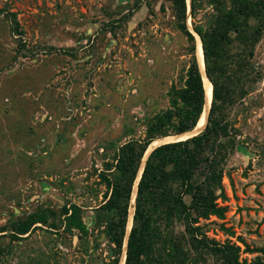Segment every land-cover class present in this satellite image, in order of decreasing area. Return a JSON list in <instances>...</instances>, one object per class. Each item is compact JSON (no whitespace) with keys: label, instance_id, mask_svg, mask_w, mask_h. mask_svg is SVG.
Wrapping results in <instances>:
<instances>
[{"label":"rangeland","instance_id":"374dc122","mask_svg":"<svg viewBox=\"0 0 264 264\" xmlns=\"http://www.w3.org/2000/svg\"><path fill=\"white\" fill-rule=\"evenodd\" d=\"M217 13L202 0L192 17L189 3L185 23L204 30ZM248 21L261 28L248 58L257 74L223 110L238 143L222 165L218 210L186 219L154 209L147 259L220 264L195 237L234 244L238 264H264V12ZM234 27L221 57L228 73L250 50ZM191 45L169 0H0V264H111L107 178L120 146L173 109Z\"/></svg>","mask_w":264,"mask_h":264},{"label":"trees","instance_id":"16d2710c","mask_svg":"<svg viewBox=\"0 0 264 264\" xmlns=\"http://www.w3.org/2000/svg\"><path fill=\"white\" fill-rule=\"evenodd\" d=\"M169 1L172 3L178 27L192 42L193 53L195 37L185 23L187 2ZM201 1L191 0L192 17ZM211 4L218 11L213 24L204 30L194 26L202 43L205 72L212 83V99L206 126L197 135L160 144L149 153L137 184L134 215L128 234L124 264H170L163 257L147 259L151 251L150 236L153 232L150 230V222L154 209L161 208L162 211H168V214L175 212L183 214L186 219L192 218L190 216L192 209L199 211L213 207L214 210H218L214 208L213 200L216 198L215 191L221 188L222 165L228 153L238 143L236 139L238 130L231 121L224 118L223 110L226 105L235 103L239 91L244 94L243 84L254 80L253 74L256 71L253 70L248 58L252 56V47L260 38L261 28L256 27L249 31L247 27L250 25L248 21L250 17H262L264 0H211ZM237 13L243 14L245 18L243 25L242 21H235ZM13 18L15 31L20 33L14 15ZM233 23L240 34L245 33L246 38L249 37L244 43L247 42V46L250 47L248 53L240 57L236 63L232 72L234 75L227 72L221 59L226 32L233 27ZM238 24L241 27H238ZM174 93L173 109L167 110L147 126L144 139L137 142L127 141L120 146L115 164L118 174L111 180L107 178V184L111 186L112 191L100 208L110 215L106 231L115 245V257L111 264H118L132 186L142 155L154 138L170 134L164 131L167 125L173 124L172 133L189 130L196 125L202 112L204 87L194 54L186 69L183 85L175 89ZM174 117L177 118L176 123L172 122ZM200 176L202 177L199 179ZM70 216L72 222H76L80 228L83 227L82 223L74 219L75 210ZM96 218L99 219V214ZM29 224L19 225L17 233H25ZM192 238L196 244L218 256L220 264H238V248L234 244Z\"/></svg>","mask_w":264,"mask_h":264},{"label":"bare ground","instance_id":"6f19581e","mask_svg":"<svg viewBox=\"0 0 264 264\" xmlns=\"http://www.w3.org/2000/svg\"><path fill=\"white\" fill-rule=\"evenodd\" d=\"M187 4L190 3V0H186ZM189 16V14H188ZM187 21H188V28L189 30H191L194 33V37H195V57L198 63V69L200 72V75L202 77V81H203V87H204V96H205V106H204V111L201 115V118L198 121V124L195 125L193 128L189 129V130H185L181 133H173V134H169V135H165V136H161V137H157L154 139V141L152 143H150L147 152L144 154V156L142 155L140 162L142 161V163H139V170H138V174H137V178L135 181V184L133 186V190L131 192V197H130V204H129V220L126 223V227H125V234L127 235L129 230H130V223H131V217L133 215L134 212V203H135V196H136V186H137V181H138V177L141 175L142 170H143V165H144V159L148 153V151H150V149L153 146H156L160 143L166 142V141H172V140H184L187 138H190L192 135L196 134V133H200V131H202V129L204 128V126H206L207 123V118H208V112H209V106H210V102L212 99V83L210 82V80L208 79L206 72H205V68H204V57H203V50H202V43L200 41V37L198 35V33H196V31H194V29L191 27L190 23H189V17H187ZM124 234V239H123V245H122V251H121V257L119 259L118 264H123L124 260H125V256H126V235Z\"/></svg>","mask_w":264,"mask_h":264},{"label":"water","instance_id":"95a60500","mask_svg":"<svg viewBox=\"0 0 264 264\" xmlns=\"http://www.w3.org/2000/svg\"><path fill=\"white\" fill-rule=\"evenodd\" d=\"M193 33V32H192ZM194 34V33H193ZM210 104H211V102H210ZM204 106H205V96H204V102H203V108H202V112H201V114H200V116H199V118H198V120H197V122H196V125L198 124V121H199V119L201 118V115H202V113H203V111H204ZM209 109H210V106H209ZM204 128H205V126H204ZM204 128L202 129V131L204 130ZM202 131H200V132H202ZM183 132V131H182ZM179 133H181V132H179ZM198 133H196V134H194V135H197ZM194 135H192V136H194ZM191 136V137H192ZM174 141H177V140H172V141H166V142H163V143H160V144H164V143H168V142H174ZM160 144H158V145H160ZM150 145V144H149ZM149 145H148V147H149ZM158 145H156V146H158ZM156 146H153L151 149H150V151H148V153H147V155H146V157H145V159H144V165H145V162H146V159H147V157H148V155H149V153L156 147ZM148 147H147V149L145 150V152H144V154L147 152V150H148ZM144 154H143V156H144ZM142 163V161L140 162V164ZM144 165H143V167H144ZM142 167V168H143ZM138 170H139V168H138ZM138 170H137V174H138ZM137 174H136V178H137ZM141 176V175H140ZM140 176L138 177V180H139V178H140ZM136 178H135V180H134V183H133V186H134V184H135V181H136ZM137 184H138V181H137ZM133 186H132V190H133ZM136 192H137V186H136ZM135 204V203H134ZM127 217H128V215H127ZM131 226H132V224H131ZM130 229H131V227H130ZM129 232H130V230H129ZM129 232H128V234H129ZM128 234L126 235V246H127V239H128ZM125 237V236H124ZM124 264V263H123Z\"/></svg>","mask_w":264,"mask_h":264}]
</instances>
